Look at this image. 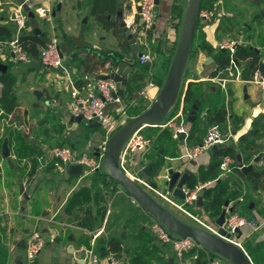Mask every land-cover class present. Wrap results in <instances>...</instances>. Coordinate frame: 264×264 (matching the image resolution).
Returning <instances> with one entry per match:
<instances>
[{
    "label": "crops",
    "instance_id": "crops-1",
    "mask_svg": "<svg viewBox=\"0 0 264 264\" xmlns=\"http://www.w3.org/2000/svg\"><path fill=\"white\" fill-rule=\"evenodd\" d=\"M181 1L160 0L157 5L159 18L149 34L153 62L141 65L138 59L131 62L129 41L120 25L113 21L120 13L123 14L125 22L130 19L134 8L132 0H0V27H6L13 33L11 41H0V64L6 68V72L0 71V74L14 78L13 94L16 99V107L9 114L0 103V264H30L27 260V247L35 232L44 237L46 247L33 264H107L108 242L112 238L122 242L124 263L133 260L137 256L136 253L152 264H196L193 260H188L191 254L202 255L200 258L204 259V264L216 260L206 248L187 254L184 261L179 260L171 246L161 244L152 234L151 226L155 219L136 203L123 187L108 179V185L105 186L100 178L94 179L98 177L95 173L87 175L85 168L81 175L66 177L65 170L70 166L64 167L49 158L50 152L58 147H70L76 153L87 152L85 150L99 145L104 147L107 139L103 127L98 122H92L98 124L96 127H89L73 120L70 112L71 94L76 87L83 96H88L93 92L96 82L110 74V69L117 63L128 60L134 71L128 78L131 87L128 90L122 88L118 94L122 102L114 108L111 107V114L120 118L117 109H124L126 114L121 118L123 123H127L136 107L146 105L147 110L152 105L165 84L170 58L178 46L187 8L186 6L182 9ZM24 4L28 7L29 4L34 6L33 9L30 8L34 14L33 18L24 11ZM38 8L48 9L49 18L39 17L36 12ZM19 10L26 16L24 28H19L15 19V13ZM213 10L223 11L227 15L220 21L215 20L217 13L211 20L199 18V36H203L214 51L209 53L208 50H199L189 61L186 85L192 82L220 86L221 91L226 94V121L211 123L208 119L210 112H207L208 114L202 113L200 118L196 117L194 122H190L189 116L194 109L186 116L182 97L177 112L171 118L167 117L161 126L152 127L161 131L170 129L162 126L182 115L191 145L201 143L206 136L198 134L197 126L206 128L208 125L209 129L211 125L219 124L225 133L232 134L227 143L217 147V150L204 153L194 163L185 161L183 170L188 169L194 174L193 177L198 176V179L201 169L207 170L215 159L219 160L215 155L219 149L241 148V137L254 129L255 122L259 121L264 125V91L250 84V81L241 79L243 66L237 64L240 80L228 79L226 84L236 81L244 86V92L241 88L228 89L226 84L223 88L212 78L219 66L216 56L220 52L226 53L232 59L229 51L217 48L218 43L224 39L237 41V51L241 48L254 49L259 55L260 64H264V0H217L211 8L201 13ZM237 10L238 12H234ZM233 17H236L238 26L229 32L226 27L230 25L229 20ZM224 22H228L227 26ZM23 32L41 38L46 45L52 40H57L65 70L49 69L41 64L40 52L44 47L40 48L39 57L36 58L21 46L28 60L17 58L10 44L19 42ZM154 46L160 50L157 58L154 57ZM159 58L164 61L156 60ZM146 75H150V82L155 83L153 86L147 87L145 84ZM137 78L143 79L135 81ZM247 86L252 88L248 89ZM207 94L208 91L205 98ZM2 95L3 84L0 83V99ZM150 140L152 144L148 149L129 156L127 165L133 174L140 165L146 166L151 162H155L156 170L157 159L165 155V150L162 149L156 160H152L154 140ZM64 141L68 144L61 146ZM23 142L32 149L19 156L18 150ZM173 142L175 148L177 147L178 156H181L184 151L181 141L173 138ZM258 145L262 147L259 157H255L250 164H245L239 151L237 155H241L245 166H253L251 171L255 169L263 172L264 134L258 140ZM5 146L8 157L4 154ZM168 155L165 156L164 165L159 168L162 174L170 164L176 169L181 166L180 161L172 158L171 150ZM41 156L48 158L43 165L38 162ZM259 158L261 160L258 162ZM233 161L237 167L236 159ZM229 175L234 176V182L237 181L234 191H230L229 195L238 193L240 203L238 204L237 200L229 202L227 211L232 209V213L254 220L260 227L258 230L250 227L241 229V243L244 248L249 242L264 243V189L248 187L235 171ZM144 181L149 183L150 180L146 178ZM262 181L264 182V177ZM199 185L206 184L198 180ZM215 185L216 183L208 182L204 189ZM186 188L190 189V186ZM146 190L165 208L168 206L181 213L157 197L152 190ZM158 190L167 193L162 189ZM246 195L249 201L243 202ZM175 200L181 202L182 199L176 197ZM3 202L5 207L2 206ZM224 209L225 206L222 211ZM188 210L211 225H216L215 221L222 213L221 211L220 215L214 216L215 207L209 211L205 204L199 207L197 202L188 207ZM228 215L229 212L227 217ZM123 222L129 223L131 227L140 223V227L134 228V231L125 226L119 229ZM186 223L196 226L193 221ZM94 255L98 256V263H93Z\"/></svg>",
    "mask_w": 264,
    "mask_h": 264
},
{
    "label": "built area",
    "instance_id": "built-area-1",
    "mask_svg": "<svg viewBox=\"0 0 264 264\" xmlns=\"http://www.w3.org/2000/svg\"><path fill=\"white\" fill-rule=\"evenodd\" d=\"M132 3L134 5V8L132 14H130V19L126 21V25L137 39V44L139 46V51L141 54L138 58L140 64L147 65L153 62V55L151 51L152 41H150L151 38L149 34L155 28L159 18L157 3L156 0H132ZM29 8L33 9L34 6L29 4ZM36 12L39 17L47 19L49 18L48 16L50 11L46 8H38L36 9ZM215 14L216 10L210 12L204 11L200 13V17L204 18L205 20H211ZM15 19L19 28H24L26 16L22 12V10H19L17 11V13H15ZM10 46L12 47V52L17 56V58L22 61L28 60L27 55L25 54L18 41L11 43ZM236 47L237 41L230 38L220 41L217 45L218 50L229 51L232 56L230 65L224 71H220L219 76L214 79V81L220 84L223 88H225V84L232 78L234 80H240V71L237 63L233 59V56L236 52ZM40 61L41 64L46 68L54 70H65L63 58L57 40H52L41 50ZM223 74H227L229 80H223L221 78V75ZM69 81L70 84L74 87V84L70 78ZM250 84L255 85L256 87L264 91V72L257 70L254 73L253 79L252 81H250ZM115 92L116 84L114 81L100 79L96 82L93 92L88 96H83L76 87L73 88L71 94L72 102L70 104V112L72 116H82L83 118H86L92 122H98L105 131L107 142L110 137L125 124L123 123L121 118L126 114L124 109H117L120 118L114 117L110 112L111 107L114 108L122 102L121 98L115 95ZM162 127H169L170 129H172L173 138L175 140H179L180 135L185 134V138L182 140V147L184 151L183 154L178 157V159H182L183 161H187L189 163L196 162L201 155L208 152L209 150L225 145L229 137L232 136V134L229 132L225 133L221 125L213 124L209 127L206 136L201 143L191 145L189 143L190 136L185 129L182 115L176 116L174 119H172ZM106 144L104 145V147L100 148V151L94 153H90L89 151L84 153H76L70 147H58L50 152L49 158L51 160H55L58 164L63 165L64 167H68L71 165H81L86 169V174L88 175L99 170H104L102 160L105 153ZM151 144V140L144 137V135L142 134V130L136 132L123 146L120 155L121 170L131 179L139 183L142 187L152 190L161 200L186 215L197 225V227L236 245L247 254L243 244L241 243V240L238 238L237 230H241L245 227H250L254 230H258L260 227L256 221L249 220L236 213H229L228 217L226 218L225 224L222 226V228L226 231V234L222 235L219 232V226L206 223L188 210V207L193 206L197 202L199 193L207 186V184L196 186L194 189H187L186 187H184L183 191L185 194V198L182 199L181 202H177L175 200L176 197L172 193H163L158 189L153 190L149 186V183L145 182L144 180H140L137 177L136 171L135 174L130 172V169L127 165L129 156L137 151H145L150 147ZM97 154H99L100 156L97 157ZM47 161L48 158L44 156L38 158V162L40 165H43ZM234 165L235 163L233 159H231L230 157L224 158L220 166L222 175L232 174L237 168ZM165 178H167V175L165 176ZM5 205L6 204L3 202L2 206L5 207ZM151 232L161 244L171 246L175 251L177 257L181 261H184L187 254L197 253L198 250L204 248L191 238H180L171 234L165 226H163L156 220L151 226ZM228 234L231 235L230 238L227 237ZM45 247L46 240L39 232H35L32 235L27 247L28 262L30 264H33L39 254L45 249ZM92 261L93 263H98V256H92ZM106 263L124 264V262L115 254H108L106 257ZM209 264H220V262L213 260L210 261Z\"/></svg>",
    "mask_w": 264,
    "mask_h": 264
},
{
    "label": "water",
    "instance_id": "water-1",
    "mask_svg": "<svg viewBox=\"0 0 264 264\" xmlns=\"http://www.w3.org/2000/svg\"><path fill=\"white\" fill-rule=\"evenodd\" d=\"M24 2V0H22ZM157 5L160 4V0H156ZM202 0H189L187 8L185 10V18L182 25V31L179 38L178 46L170 66L166 81L162 87L159 95L154 100L152 105L142 114L132 118L125 123L118 131H116L108 140L106 144L105 153L103 155L102 165L105 174L115 183L123 187L126 193L134 199L147 213H149L156 221L161 223L167 228V230L180 238H191L199 243L204 248L208 249L212 253L221 258L227 260L230 264H253L250 257L236 245L223 240L222 238L212 235L211 233L191 224L184 222L176 215L171 213L161 203L157 201L144 187L139 183L131 179L126 175L120 167V155L125 143L138 131L148 127L161 126L171 110L175 106L183 85L184 77L190 61L191 52L195 42L198 22L201 13ZM24 11L29 14L30 18L34 17L33 12L27 4L23 5ZM116 21L129 41L132 51L131 62L136 61L140 57L139 46L134 34L128 29L124 16L120 13L116 18ZM0 71L6 72V68L0 64ZM134 71L133 66L128 60L117 63L110 69V74L103 76V80H112L116 84L115 95L118 96L122 88L128 90L131 87V82L128 81L129 75ZM223 80H228V75H221ZM246 98H248L246 96ZM198 107L194 106V110L190 113L189 121L194 122L197 117ZM73 120L78 123L88 125L89 127H96L98 124L92 123V121L83 118L82 116L73 117ZM185 138V134L180 135L179 140ZM217 150V147L213 148ZM213 149L209 150L211 152ZM5 157H8L6 152V146L4 147ZM97 157L100 155L97 154ZM181 162L179 169L173 168L170 164L162 174V170L156 172L155 162H151L146 166H139L136 170L137 177L140 180L149 179V186L153 189H162L167 193H173L177 198L184 199L185 194L183 188L188 186L193 177V173L188 169L183 170L184 163L182 159L176 158ZM236 165L242 173L247 174L253 166H245L240 154L236 157ZM83 167L81 165H71L65 170L66 177L81 175ZM167 175V178L165 176ZM225 176H222L218 182L223 180ZM205 189H203L198 196L197 205L203 207L204 204ZM229 202L225 203V209L222 211L220 217L215 221V224L220 227L219 232L222 235L226 234V231L222 226L226 222L227 214L232 213L233 210L227 208ZM2 209L0 207V217ZM238 238L242 236L241 230H237ZM231 235H227L230 238Z\"/></svg>",
    "mask_w": 264,
    "mask_h": 264
},
{
    "label": "trees",
    "instance_id": "trees-1",
    "mask_svg": "<svg viewBox=\"0 0 264 264\" xmlns=\"http://www.w3.org/2000/svg\"><path fill=\"white\" fill-rule=\"evenodd\" d=\"M217 0H202L201 5V11L211 8ZM185 18V15H184ZM236 17H233V19L229 20L230 25L227 26L228 31H233L237 29L238 23L235 20ZM200 22V21H199ZM198 22L195 42L193 45V49L191 52L190 60L194 58V56L199 52V50H208L209 53L213 52V47L206 41V39L203 36H199V28L200 23ZM228 22H226L227 25ZM13 36V33L10 29L6 27H0V41H7L10 40ZM20 45L24 48V50L30 54L33 57L38 58L39 57V51L40 48H43L46 46L45 42L35 36H29L23 32L19 38ZM177 48V46H176ZM172 53V56L170 58V65L168 68V72L170 69V66L172 64L175 52ZM234 61L238 64L244 67L243 69V76H241V79L244 81H252L254 73L257 70H260L264 72V64H260L259 61V55L257 54L254 49L251 48H241L240 50H236V54L234 55ZM216 60L218 62V68L216 71L212 74V78H216L219 76L220 71H224L231 63V58L226 53L220 52L218 56H216ZM164 60L162 59L161 62ZM101 65V64H100ZM188 68L184 77L183 85L181 88V92L179 95V98L171 110L168 118H171L179 109L182 97L184 98V114L187 116L189 112H191L194 109V106H198V113L197 117L200 118L202 113L210 112L208 115V119L211 123H224L227 119V109L225 105V98L226 94H224L221 91L220 86H214L212 83H188L186 85V76H187ZM143 79V78H142ZM142 79H135L136 80H142ZM0 83L3 84V95L0 99V103L3 106L5 112L7 114L11 113L15 109V96L13 94L14 86H15V80L9 75H2L0 74ZM155 84V83H154ZM163 86V84H162ZM161 86V87H162ZM208 91L207 97L206 92ZM146 111L143 110L138 113H131V118L128 120L130 121L132 118L144 113ZM208 114V113H207ZM264 120V115H263ZM127 121V122H128ZM58 126V125H57ZM58 131V130H57ZM61 132V130H60ZM142 133H144L145 138L147 139H153L154 140V146H153V156H151L152 160H156L157 156L159 155L160 151L162 149L165 150V155L159 157L156 161V172L160 171L159 169L161 166L165 163V156H169V151L171 150L172 158H178V151L177 147L175 148V143L173 142V132L170 129L160 130V129H153L152 127H148L142 130ZM264 134V125L260 124L259 121L255 122L254 129L248 133L247 135L241 137L240 144L241 148H224L219 149L216 152L217 158L219 160L215 161L209 166L207 170L201 169L198 176H194L192 181L188 186H190V189H194L196 186H198V180L202 184H207L208 182L216 183L214 187L205 189L204 194V204L205 208L207 210H212L213 207H218L221 205H225V203L231 202L233 200H237L238 204L240 203L239 194L236 193L233 196H230L228 194V187H227V179L229 178V175H226V177L221 180L220 182H217L222 178V172L220 170V166L222 163L223 158L225 157H232L233 159H236L237 151H239L243 155V160L245 164H250L251 161L255 157H259L258 155L261 152L262 147L258 145V140L263 137ZM68 143L64 141L61 146H66ZM55 148V147H53ZM28 149H32L26 142H23L21 147L18 150L19 156H22L26 153ZM261 160V158L258 159V162ZM235 173L239 174L243 181L248 185V187L257 189L262 188L264 189V182L262 181L264 177V171H258L253 170L249 172L248 174L242 173L238 168L235 169ZM94 179L100 178L106 185H108V180L113 182V184H116L114 181H112L105 173L104 171H96L95 172ZM243 198V202L249 201V198L247 197ZM235 210V208H234ZM235 212V211H234ZM221 213V212H220ZM220 215V214H219ZM87 245V243H86ZM109 245V253L108 254H115L118 258H120L123 261L122 258V242L116 238L110 239L108 242ZM246 251L250 259L253 261L254 264H264V243L260 244H252L249 242L246 246ZM137 256L135 258L127 263L124 264H152L150 262H147L145 259L142 258V255L139 253H136ZM124 262V261H123ZM209 263V262H208ZM207 263V264H208Z\"/></svg>",
    "mask_w": 264,
    "mask_h": 264
},
{
    "label": "rangeland",
    "instance_id": "rangeland-1",
    "mask_svg": "<svg viewBox=\"0 0 264 264\" xmlns=\"http://www.w3.org/2000/svg\"><path fill=\"white\" fill-rule=\"evenodd\" d=\"M179 1V0H178ZM188 1L189 0H182L181 2H182V9H184L187 5H188ZM234 12H238V10L237 11H234ZM217 14H216V16H217V18L215 19V20H219L220 21V19L223 17V16H225V15H227V13H225V12H223V11H221V12H216ZM241 16H242V14L240 13V18H241ZM240 18H239V20H240ZM43 22V21H42ZM224 24H225V26H227L226 25V22H224ZM227 28V27H226ZM223 36H227V35H223ZM233 36V35H232ZM234 37H236L235 35H234ZM153 53H154V57H156L157 58V56H158V54H160V50H158V49H156L155 48V46H154V49H153ZM156 60H159V62H161L162 61V59L161 58H159V59H156ZM156 60L154 61V62H156ZM145 80H146V82H145V84H147V87H150V86H153V84L154 83H151L150 82V75H146L145 76ZM226 86L228 87V89H232V90H235L236 88H241V91L242 92H244L243 90H244V86H241V85H239L238 83H236V81L235 82H233V81H231V82H229L228 84H226ZM248 87V89H251L252 88V86H247ZM144 109H146V105H140V106H138V107H136L134 110V113H138V112H141L142 110H144ZM207 123H205V125H206ZM224 126V125H223ZM207 127H208V125L206 126V128H205V126H197V130L196 131H198V134L199 135H201V134H206L207 132ZM102 146L101 145H99V146H97L96 148H94V147H91V150L89 149V150H85L84 149V147H80V148H83L85 151H89L90 153H94V152H98V151H100V148H101ZM82 150V149H81ZM234 176H230L229 175V178L227 179V191H228V194L230 193V191H234V185L237 183V181L236 182H234L235 180H234V178H233ZM243 190L244 191H246L245 190V188H243ZM225 206V205H224ZM224 206L223 205H221V206H218V207H216L215 208V210H214V216H218L219 214H220V212L222 211V209L224 208ZM166 208L167 209H169V210H171V212L172 213H175L176 215H177V217H181L182 219H183V221H185V222H192L190 219H188L185 215H183L182 213H179V212H176L175 210H173L172 208H170V207H168V206H166ZM217 210V211H216ZM216 211V212H215ZM201 214V213H200ZM210 217V216H209ZM131 219H133V217H131ZM210 219H213V218H211L210 217ZM210 221H213V220H210ZM206 222V221H205ZM125 222H123V223H121L120 225H119V229L122 227V226H125L126 228H130L129 230L130 231H134V228H136V227H138L139 226V224L140 223H136V224H133L132 225V227H131V225H129V223L128 224H124ZM190 224H192V223H190ZM197 226V225H196ZM140 227V226H139ZM246 245V244H245ZM247 247H245V249H246ZM199 254H195V255H189L188 256V260L189 259H191V260H193V262L194 263H196V264H204V259H201L200 257L202 256H198ZM212 255H213V258H215L216 260H218L219 262H221V264H230L227 260H225V259H223V258H221L220 256H217V255H215V254H213L212 253ZM192 256V257H191ZM197 257V258H196ZM123 258V257H122ZM125 258V257H124ZM123 258V259H124ZM125 261V260H124Z\"/></svg>",
    "mask_w": 264,
    "mask_h": 264
}]
</instances>
